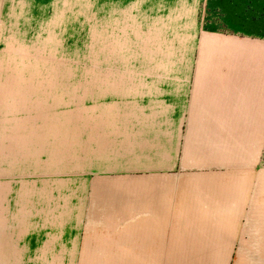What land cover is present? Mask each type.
I'll return each instance as SVG.
<instances>
[{"label":"crops","instance_id":"obj_1","mask_svg":"<svg viewBox=\"0 0 264 264\" xmlns=\"http://www.w3.org/2000/svg\"><path fill=\"white\" fill-rule=\"evenodd\" d=\"M106 1L84 79L0 76L9 264H264V38Z\"/></svg>","mask_w":264,"mask_h":264},{"label":"rangeland","instance_id":"obj_2","mask_svg":"<svg viewBox=\"0 0 264 264\" xmlns=\"http://www.w3.org/2000/svg\"><path fill=\"white\" fill-rule=\"evenodd\" d=\"M113 8L107 0L106 16ZM102 16V0H0V76L84 79L86 65L101 61ZM198 19L205 29L264 38V0H200ZM0 264H9V227H0Z\"/></svg>","mask_w":264,"mask_h":264},{"label":"trees","instance_id":"obj_3","mask_svg":"<svg viewBox=\"0 0 264 264\" xmlns=\"http://www.w3.org/2000/svg\"><path fill=\"white\" fill-rule=\"evenodd\" d=\"M263 165H264V160H263Z\"/></svg>","mask_w":264,"mask_h":264}]
</instances>
